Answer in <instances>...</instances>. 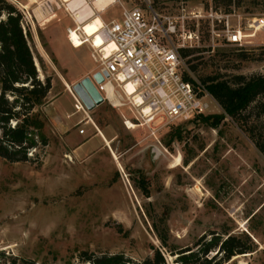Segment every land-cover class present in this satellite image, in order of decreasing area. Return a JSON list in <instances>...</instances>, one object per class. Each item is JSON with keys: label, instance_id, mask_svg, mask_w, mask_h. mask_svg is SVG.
Instances as JSON below:
<instances>
[{"label": "rangeland", "instance_id": "1", "mask_svg": "<svg viewBox=\"0 0 264 264\" xmlns=\"http://www.w3.org/2000/svg\"><path fill=\"white\" fill-rule=\"evenodd\" d=\"M117 2L105 17L117 16L122 6L170 16L172 41L183 60L180 71L195 84L200 75L264 73V28H252L254 17L264 13V0ZM35 11L38 20L32 17L25 25L38 76L50 81L37 106L46 143L28 150L27 160L0 156V264L11 256L64 264L75 262L80 250L119 251L140 260L150 244L164 252L166 264H177L156 236L161 227L174 248L192 246L211 231L246 233L254 249L221 264H264V153L253 141L264 117L260 98L229 116L213 97H205V110L165 123L155 137L145 126L125 127L126 106L106 100L85 109L93 122L85 124L79 120L83 112L73 107L70 86L93 70L90 48L66 40L63 28L70 17L62 5L50 18ZM235 29L244 35L239 44L225 37ZM59 103L73 110L65 118L71 128H83V138L98 127L110 129L115 136L110 149L92 146L85 157H74L65 132L48 116L54 108L61 111ZM89 142L101 140L95 135Z\"/></svg>", "mask_w": 264, "mask_h": 264}, {"label": "built area", "instance_id": "2", "mask_svg": "<svg viewBox=\"0 0 264 264\" xmlns=\"http://www.w3.org/2000/svg\"><path fill=\"white\" fill-rule=\"evenodd\" d=\"M8 1L19 10L24 24L32 23V17L38 20L35 9L43 19L50 18L55 9L63 6L72 21L71 26L64 28L66 40L71 42L70 34L76 31L80 40L88 44L95 65L89 76L103 100L112 106H126L130 116L122 114L125 127L128 123L145 126L149 135L155 137L160 126L201 113L208 106L204 98L212 100L201 84L182 75L180 66L183 60L172 41L175 30L170 16L161 18L153 10L145 13L138 6H122L119 19L102 21L90 35H82L74 14L76 8L67 6V1ZM252 28H264V13L254 17ZM95 36L99 37L97 43L93 41ZM243 36L239 29L225 33L228 41L237 44L241 43ZM186 37L190 38L189 35ZM94 71L101 73V81L96 82L91 77ZM106 83H109L116 103L109 99ZM72 97L75 110L85 113L76 95L72 94ZM77 131L82 133L83 128L79 127Z\"/></svg>", "mask_w": 264, "mask_h": 264}, {"label": "trees", "instance_id": "3", "mask_svg": "<svg viewBox=\"0 0 264 264\" xmlns=\"http://www.w3.org/2000/svg\"><path fill=\"white\" fill-rule=\"evenodd\" d=\"M28 36L27 25L23 23L19 10L9 1L0 0V156L10 161L27 160L28 150L46 143L41 132L44 118L37 106L44 101L50 81L48 76L43 79L38 76L27 43ZM186 51L183 49L181 54ZM242 54L245 56V52ZM190 67L194 69L193 64ZM184 77L190 79L187 75ZM197 79L227 115H235L255 97L260 98L259 105L264 115V73L232 74L229 78L200 75ZM202 118L207 119L208 115ZM253 141L264 153V117ZM155 231L161 246L165 252L174 255L173 261L177 264H221L230 256L245 254L255 246L246 233L224 232L220 235L211 231L209 235L200 234L192 246L174 248L167 244V233L163 227ZM149 248L150 251L140 260L119 251L94 253L80 250L75 262L65 259L64 264H166L161 249L153 244ZM8 264L43 263L11 256Z\"/></svg>", "mask_w": 264, "mask_h": 264}, {"label": "crops", "instance_id": "4", "mask_svg": "<svg viewBox=\"0 0 264 264\" xmlns=\"http://www.w3.org/2000/svg\"><path fill=\"white\" fill-rule=\"evenodd\" d=\"M73 1H77L79 3H82L86 8L85 11L83 12L84 15H97L100 17V19L102 21H107L109 19H119L120 18V12L118 13L117 16L115 17H105V12L116 6L118 8V2L117 0H73ZM70 2V1H68ZM96 2V3H95ZM100 2V3H99ZM106 2V3H105ZM32 6V5H31ZM34 13H36V11L34 10ZM104 18V19H103ZM72 25V21L71 19L69 21H66L64 24V28L66 26H71ZM63 28V34L65 35V30ZM59 108H61V111H59L58 108H54L51 112L48 113V116L51 120V122L54 124V127L57 131H61V132H65V138L67 139V141L69 143H71V147H70V153L74 156V157H78V158H83L87 155V149H90V147L95 146L96 149H100V148H106V149H110V143L113 141V138L115 137L114 135H112L111 130L108 128H100L98 127L99 131H97V129L95 130L93 127V131L89 132V136L86 138H83L82 136H80L82 133H78L77 130H75L74 128H71V125L69 124V122L67 121V119L65 118L66 116L70 115L71 113H73V110L71 111L69 108H65L63 104L59 103ZM77 111V110H75ZM74 111V112H75ZM122 113V112H121ZM88 113H84L82 117L79 120H85V124H91L88 121ZM90 117V116H89ZM96 127V126H95ZM102 130H105V133L102 132ZM97 135L98 137H100L101 142L100 143H94L91 144L89 142V138L91 136H95ZM87 144H89L90 146H88Z\"/></svg>", "mask_w": 264, "mask_h": 264}, {"label": "bare ground", "instance_id": "5", "mask_svg": "<svg viewBox=\"0 0 264 264\" xmlns=\"http://www.w3.org/2000/svg\"><path fill=\"white\" fill-rule=\"evenodd\" d=\"M95 1H97V0H95ZM67 6H71V8H74V7L76 8L74 14L76 16L77 21H79V27L81 28L82 35H90L95 30V28L99 25V23L102 22V20L100 19V17L97 16V15H94V14L93 15H88V16L87 15H84L83 12L85 11V8L86 7L82 3H79L77 1L70 0V2H68ZM70 41L71 42H69V43L73 47H78V46H80L83 43L80 40V37H79V35L77 34L76 31L71 32V34H70ZM93 41L95 43H97L99 41V37L98 36H95L93 38ZM65 85H66V88L69 90L70 87L68 86V84L65 83ZM105 89H106V93H107L109 99L112 102H115L116 103V99L112 96V93L110 91V85H109V83H106L105 84ZM87 119H89L88 121L93 124V122L91 121V119L89 117ZM128 125H129V127L135 126L134 124H129V123H128Z\"/></svg>", "mask_w": 264, "mask_h": 264}, {"label": "water", "instance_id": "6", "mask_svg": "<svg viewBox=\"0 0 264 264\" xmlns=\"http://www.w3.org/2000/svg\"><path fill=\"white\" fill-rule=\"evenodd\" d=\"M91 77L96 82L102 80V75L98 71H94L91 74ZM70 87L86 110L92 109L96 104L102 102L103 100L89 75L82 76L78 81L72 83Z\"/></svg>", "mask_w": 264, "mask_h": 264}]
</instances>
